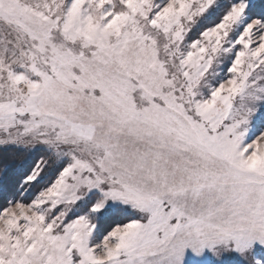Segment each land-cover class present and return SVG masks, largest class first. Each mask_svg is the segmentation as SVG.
Listing matches in <instances>:
<instances>
[{
    "label": "snow or ice",
    "instance_id": "6c2138e0",
    "mask_svg": "<svg viewBox=\"0 0 264 264\" xmlns=\"http://www.w3.org/2000/svg\"><path fill=\"white\" fill-rule=\"evenodd\" d=\"M0 264H264V0H0Z\"/></svg>",
    "mask_w": 264,
    "mask_h": 264
},
{
    "label": "trees",
    "instance_id": "16d2710c",
    "mask_svg": "<svg viewBox=\"0 0 264 264\" xmlns=\"http://www.w3.org/2000/svg\"><path fill=\"white\" fill-rule=\"evenodd\" d=\"M0 151H2V149H0Z\"/></svg>",
    "mask_w": 264,
    "mask_h": 264
}]
</instances>
